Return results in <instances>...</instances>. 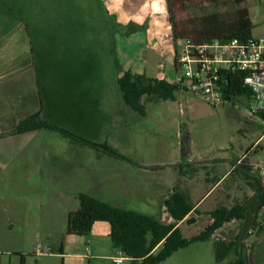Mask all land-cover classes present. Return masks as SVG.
Segmentation results:
<instances>
[{"label":"rangeland","instance_id":"374dc122","mask_svg":"<svg viewBox=\"0 0 264 264\" xmlns=\"http://www.w3.org/2000/svg\"><path fill=\"white\" fill-rule=\"evenodd\" d=\"M193 2L195 9L177 12L178 20L188 27L216 8L224 16L234 10L230 0ZM0 6L15 11L12 21L0 17L1 51L20 61L25 23L32 25L35 35L31 61L40 70L35 73L39 80L16 86V106L26 111L33 89L41 98L45 119L96 144L89 145L91 150L72 151L71 145L85 143L51 131L45 132L48 155L41 149L43 134H35L29 149L24 136L13 138L10 153L0 144V169L8 179L14 174L17 182L4 188L1 182L6 175L0 179V264H112L117 252L110 237L98 230L86 237L67 234L68 213L77 209L74 197L91 194L98 182L116 191L120 179H128L134 191L129 189L120 199L121 208L157 216L153 198L160 179H193V185L199 179L193 205L198 202L195 195L209 192L213 179L244 156L264 181V119L253 114L251 99L243 96L214 105L201 95L179 90L173 101L150 97L144 103V116L121 99L117 81L126 71L148 78L163 73L167 81L181 74L174 67L173 48H183V42L171 38L166 0H0ZM247 7L252 36L264 38V0H248ZM105 147L115 150L121 160L93 158V152L104 154ZM9 156L10 163H1ZM42 159L48 160V167ZM242 179L240 171L225 176L193 211L191 217L197 221L181 226L184 236L204 230L208 215L197 218L203 210L230 207L253 196ZM139 183L142 193L135 191ZM164 213L162 220L171 222ZM257 222L264 228V211ZM241 228L240 221H233L213 239L230 242ZM251 232L244 241L247 259L250 264H263L264 230ZM110 253L112 259H105ZM163 264L219 263L211 240L181 249Z\"/></svg>","mask_w":264,"mask_h":264},{"label":"trees","instance_id":"16d2710c","mask_svg":"<svg viewBox=\"0 0 264 264\" xmlns=\"http://www.w3.org/2000/svg\"><path fill=\"white\" fill-rule=\"evenodd\" d=\"M166 1L168 19L175 42L190 41L199 45L211 41L228 42L233 39L247 41L253 37L254 26L247 7L248 0H230V5L234 7L233 15L224 16L216 8L204 13L201 21L193 27H188L177 17L178 10L190 11L197 7L193 0ZM211 1L216 2V0ZM198 6H200L199 10L203 11L202 5ZM177 58L178 48L176 47L174 67ZM226 73L228 72H224ZM244 76L245 73L240 71L224 75L222 84H220L222 85L223 103L243 96L252 100L251 91L244 85ZM118 88L124 103L142 116L145 114L144 103L150 97H154L157 101H173L179 90H185L182 85L170 83L164 78H148L145 74H136L131 71H126L119 77ZM256 115L264 119L262 113H256ZM47 129L96 147V144L45 120L40 113L19 120L9 134L21 135ZM104 151L111 156L120 157L112 148L105 147ZM246 170H250V166L243 162L230 174L240 171L247 178L242 180L252 188L253 196L242 202H236L230 207L221 205L208 211L205 213L209 217L206 227L190 238L184 236L179 224L191 212L197 210L194 209L195 206L190 196L179 188L163 201L162 206L172 219L170 223L164 222L160 216L121 209L92 195L81 193L78 196V209L68 214L67 234L86 237L90 235L95 223H108L113 248L125 252L132 264H163L179 250L188 248L197 242L211 240L214 241L217 263L224 264L226 259L231 258L225 264H250L244 241L252 234L251 231H257V234H260L264 230L257 222L259 215L264 211V181L254 177L250 178ZM233 221H240L242 225L234 240L226 242L213 239L217 231ZM60 253L63 254V246L60 248Z\"/></svg>","mask_w":264,"mask_h":264},{"label":"crops","instance_id":"0c3cea01","mask_svg":"<svg viewBox=\"0 0 264 264\" xmlns=\"http://www.w3.org/2000/svg\"><path fill=\"white\" fill-rule=\"evenodd\" d=\"M14 14H15V11L12 8L11 9H3V7L0 6V17H2V18L5 17V19H9L8 21H12V20H14V17H15ZM0 30H1V27H0ZM22 30L24 31L25 36H26L24 38V43H23L25 47L22 48L21 52L19 53L21 58H19L20 61L17 60L18 63L16 61V58H13V56H12L13 54L11 52L6 54V52H3L0 50V144H2V146L4 145L5 146L4 148L10 153V152H12V147H13L12 144L14 143L13 138H15L16 136L17 137L24 136V137H26L25 147L27 149H29L28 146L32 142H34L33 140L35 139V134H43L42 140H41V149H43L48 155L49 149L46 146V139L47 138H46L45 132H47V131L57 132V131L47 129V130H37L34 132L21 134V135L9 134V132L12 131V129L15 127L16 123L19 120L24 119V118L28 117L29 115H32L35 113H40L42 118L45 117L44 116L45 111H44V107H43V103L41 101V98H40V96L38 98V96L35 94V91L33 89H32V94L28 95V97H27L26 111L21 110L19 107L16 106V102H17L16 90L19 87V85L21 83L24 84V82L27 85L32 84V83L34 84L36 79L39 80V76L36 75L35 73L40 71L39 69H37V67L36 68L34 67V64L31 61V57L33 56V52H34V48H33L32 44H33V39L35 38L34 32H32L33 31L32 25L25 23ZM22 30H21V32L23 33ZM171 38H173L172 35H171ZM171 48H172V46H170V49ZM173 51L175 53V47L173 48ZM169 54H171L170 51H169ZM173 60H174V55H173ZM160 78L166 79L165 74L162 73ZM36 85L39 87V82L36 83ZM16 86H18V87H16ZM117 88H118V81H117ZM118 90H119V88H118ZM119 95L121 96V93ZM121 99H123L122 96H121ZM153 101H157V100L153 99ZM127 114H129V113H127ZM45 120H47V119H45ZM47 121H49V120H47ZM257 143L255 145H257ZM75 144H77V145H73V146L71 145L69 147V149L72 151H81V152H84V150H86V149L91 150L89 145H87V144H81V143H75ZM110 156L111 155L106 153L105 151H104V154H102V155H100V153H94L93 152V158L95 157L96 159H98V158L105 159V158H109ZM112 157H114V156H112ZM39 158H40V155H39ZM116 158H117L116 159L117 161L121 160L120 157H116ZM47 159L50 160V157L48 156ZM48 160L42 159L45 167L46 166L48 167V163H47ZM122 160L125 161V159H122ZM11 161H12V156H9V157H6L5 159L1 160V163L6 162L8 164ZM118 164H120V163H118ZM180 165L183 166L182 164H180ZM169 167L170 166H168V165L166 166V168H169ZM205 167L206 166H202L201 168L205 169ZM231 168H233V164L231 165ZM231 170L224 172V175L222 177L214 176V177H217L216 179H213L215 181V185L208 189L209 192H205V194H203L202 196L195 195L196 199H198V202L196 205H194L195 206L194 209L200 208V206H199L200 203L202 201H204V199L207 197V195L216 186H218L221 183V181L224 179V177L227 176ZM2 175H6L5 177L7 178L3 182H1V183L5 184L4 188H7V186L11 187L12 185L13 186L16 185L17 182L15 180L14 174L12 175L11 179H8V176H9L8 173L5 172V170L2 171L0 169V179H2ZM191 180L193 183V179H191ZM191 180L187 181V179H186L184 181L180 180L178 182V181H176V179H160V181L156 182V185H155L156 186V192L154 194L153 199L155 201L154 207L156 208V211H157L156 214L158 217L159 216L162 217L161 215H163V214L165 215V213H164L165 208L162 206L163 201L165 199H167L175 189H178V188L181 189L183 192L188 194L190 196V198L194 199L193 198V196H194L193 189L196 188L199 179H198V181H196V183L194 185L191 183ZM205 180L208 182L210 181V179H208V178ZM103 182L104 181H102V183ZM119 183H120V185H119V187H117V190L115 191V190H111V189H104L100 185V183L98 182L96 187L94 189H91V192H92L91 194H92V196H94L100 200H103V201L108 202V203H110V204H112L118 208H121V206L119 204L120 199L122 197H124L125 195H127L126 193L129 189H131L132 191H134V189L131 188V186H130L131 184H130L128 179H120ZM139 186H140V183L138 185V190L135 189V191H137V193H142L141 191H139ZM195 190L197 191V189H195ZM117 193L120 194L119 196H121V195L122 196L120 198H118L119 196L116 195ZM13 194H15V196L18 195L17 192H13ZM91 194H89V195H91ZM29 195L27 194L26 196H29ZM74 199H75V205L77 206V209H78L79 201H78V203L76 202V199H78V196L74 197ZM207 212L208 211L203 210L201 214H205ZM192 213L193 212H191L179 224L180 227L184 224L187 225L186 220L192 216ZM95 230H98V231H100V233L105 234L109 237L110 225L108 223H105V222H97V223H95V225L91 231V235H93ZM113 250L117 252V250H115V249H113ZM95 251H97V250H95ZM112 257H113V254L111 255V253H110L109 255L105 256V259L107 258L108 260H110V259H112ZM112 264H113V262H112Z\"/></svg>","mask_w":264,"mask_h":264},{"label":"built area","instance_id":"2783aa9c","mask_svg":"<svg viewBox=\"0 0 264 264\" xmlns=\"http://www.w3.org/2000/svg\"><path fill=\"white\" fill-rule=\"evenodd\" d=\"M175 67L181 74L170 83L180 84L185 91L201 95L214 105L223 102L220 84L224 75L244 72V85L251 91L255 106L252 112L264 115V38L211 41L199 45L183 42ZM116 255L113 264L130 260L121 250H117Z\"/></svg>","mask_w":264,"mask_h":264},{"label":"flooded vegetation","instance_id":"af4514ba","mask_svg":"<svg viewBox=\"0 0 264 264\" xmlns=\"http://www.w3.org/2000/svg\"><path fill=\"white\" fill-rule=\"evenodd\" d=\"M184 145H185V143H184ZM247 153H250V150H248ZM244 159H245V156H244L243 158H240L237 162L232 163V164H233V168H232L231 172L233 171V169H234L235 167H239L240 164H242L243 162L246 163V162L244 161ZM246 165H247V164H246ZM248 166H249V165H248ZM246 171H247V172H246ZM246 171H245L246 174L249 175L250 178L252 177V179H253V177H254V178H256V176L258 177V174L256 175V174L254 173V171L251 169V167H250V170H246ZM231 172H229L228 175H230ZM228 175H227V176H228ZM243 179H247V178H245L244 175H243ZM257 179H260V177H258ZM203 217H204V214H200L197 218H198V219H200V218L203 219ZM196 221H197V220H195V222H196ZM195 222H194V223H195ZM190 225H191V224H190Z\"/></svg>","mask_w":264,"mask_h":264},{"label":"water","instance_id":"95a60500","mask_svg":"<svg viewBox=\"0 0 264 264\" xmlns=\"http://www.w3.org/2000/svg\"><path fill=\"white\" fill-rule=\"evenodd\" d=\"M195 220H196L195 218L190 217V218H188V219L186 220V223H187V225H190V224L194 223ZM246 250H247V249H246Z\"/></svg>","mask_w":264,"mask_h":264}]
</instances>
